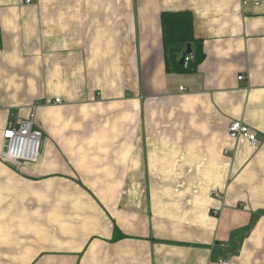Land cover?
<instances>
[{"label":"crops","instance_id":"1","mask_svg":"<svg viewBox=\"0 0 264 264\" xmlns=\"http://www.w3.org/2000/svg\"><path fill=\"white\" fill-rule=\"evenodd\" d=\"M165 12L193 17L188 71ZM33 105L41 158L0 160V195L56 232L0 264H264V0H0V117Z\"/></svg>","mask_w":264,"mask_h":264},{"label":"built area","instance_id":"2","mask_svg":"<svg viewBox=\"0 0 264 264\" xmlns=\"http://www.w3.org/2000/svg\"><path fill=\"white\" fill-rule=\"evenodd\" d=\"M194 59V55L189 54L185 58V65L188 66ZM238 79L242 80L245 77L240 76ZM59 103H61L60 99L55 100V104ZM38 108L37 105L29 107L25 118H20L18 113L12 114L6 121L0 117V138L2 139L0 160L3 163L18 166L22 163L35 164L40 160L43 135L35 127ZM229 136L233 139L244 137L253 148H258L261 144L260 139L239 121L230 124ZM213 194L219 198L216 190ZM218 264H235V262L230 257H224L218 261Z\"/></svg>","mask_w":264,"mask_h":264},{"label":"rangeland","instance_id":"3","mask_svg":"<svg viewBox=\"0 0 264 264\" xmlns=\"http://www.w3.org/2000/svg\"><path fill=\"white\" fill-rule=\"evenodd\" d=\"M3 114L1 113V116ZM2 151V139L0 138V152ZM0 238L5 239L6 241H11L9 239L14 240L16 243L19 240L18 236L24 232V227H27L32 230V228L36 231V233H41L42 235H48L50 237V233L56 232V230H50L49 227V212H41L39 210L28 213V211L23 215L19 214V212H15L18 210V207L10 210L9 207L17 206V199H11V203L8 204L9 198H4L3 195H0ZM10 197V196H9ZM71 198L59 199V201H69ZM75 200L73 199V202ZM76 203V201H75ZM72 204V203H71ZM27 209H31L30 206H26ZM21 211L22 208L20 207ZM23 212V211H22ZM57 219H61L64 222L63 215L56 216ZM55 216H52L51 219H56ZM60 217V218H59ZM41 218V219H40ZM54 223V222H52ZM64 232V230H62ZM49 239V238H48ZM44 240V239H43ZM49 242V241H48ZM28 249V248H27ZM45 249V247H44ZM48 251H50V245L47 246ZM48 251H45L43 255L49 254ZM24 252V251H23ZM14 264V263H9Z\"/></svg>","mask_w":264,"mask_h":264},{"label":"trees","instance_id":"4","mask_svg":"<svg viewBox=\"0 0 264 264\" xmlns=\"http://www.w3.org/2000/svg\"><path fill=\"white\" fill-rule=\"evenodd\" d=\"M161 27L164 44L167 47H171L172 51L179 50L178 46L181 44L196 45L195 63L192 62L189 65V68H184L183 70L188 71L202 61L204 56L201 53L200 41L196 40L193 34V17L191 13L165 12L161 16ZM180 71H182V69Z\"/></svg>","mask_w":264,"mask_h":264},{"label":"water","instance_id":"5","mask_svg":"<svg viewBox=\"0 0 264 264\" xmlns=\"http://www.w3.org/2000/svg\"><path fill=\"white\" fill-rule=\"evenodd\" d=\"M192 53V50H191V46L190 45H188L187 46V50L182 54V56H181V59H180V64L181 65H184V63H185V58L189 55V54H191Z\"/></svg>","mask_w":264,"mask_h":264}]
</instances>
